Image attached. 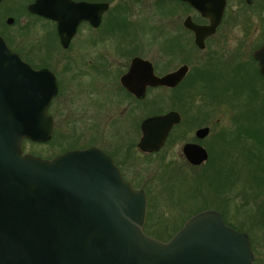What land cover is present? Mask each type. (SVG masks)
Returning a JSON list of instances; mask_svg holds the SVG:
<instances>
[{
  "label": "water",
  "instance_id": "1",
  "mask_svg": "<svg viewBox=\"0 0 264 264\" xmlns=\"http://www.w3.org/2000/svg\"><path fill=\"white\" fill-rule=\"evenodd\" d=\"M43 1L29 11L58 20L61 15L45 12ZM181 1L209 20L208 26L190 18L184 22L203 49L204 39L221 22L226 0ZM67 3L73 17L88 19L94 11L95 25L108 8ZM253 58L264 77V43ZM139 64L145 73L141 90L176 87L187 72L183 66L158 78L148 62ZM56 94L53 73L22 62L0 36V264H255L249 236L226 225L215 209L190 216L168 241L147 235L145 193L126 182L111 157L96 147L51 159L24 152V140L43 144L52 139L48 110ZM179 121L176 112L146 118L138 148L160 150ZM208 131L201 128L196 137L203 139ZM182 151L193 166L208 159L197 144H186Z\"/></svg>",
  "mask_w": 264,
  "mask_h": 264
},
{
  "label": "rangeland",
  "instance_id": "2",
  "mask_svg": "<svg viewBox=\"0 0 264 264\" xmlns=\"http://www.w3.org/2000/svg\"><path fill=\"white\" fill-rule=\"evenodd\" d=\"M9 1L16 4L19 2L23 4L24 2L23 0H8L7 2ZM118 2H122L124 9L135 14L139 24H141L142 57L161 63L162 54L157 49L159 48L158 44L166 40L169 35L174 34V27H178L179 33H182L179 28L189 11L180 5L177 0H140L139 2L116 0L114 5ZM10 16L16 17V14H10ZM247 25L256 26L257 28L264 25V0H257L250 6L246 5L243 0H227L223 22L219 30L220 35L209 41L203 52L195 48L190 38V41L185 44V51L179 52L178 59L174 64L177 66L180 61L189 63L191 70L188 79L191 84L190 95L184 99L182 98L179 103L175 101L173 109L181 108L185 112V127H188V129H193L198 124L210 127V135L203 141V145L208 147L207 150L210 149V152L208 150L209 162L211 159L214 160L217 152L227 151L229 146L221 145V142H223L222 136H225V140L228 137H233L230 133L236 130L239 123L243 126L246 125V115L248 120L251 121L259 119L261 126L264 128V114L260 116L261 108H264V82L255 77L253 73L254 62L249 60L255 41H252V39L245 41L243 39L246 34L245 29L253 30L252 28H246ZM261 29L263 28L261 27ZM153 40L156 43L150 44ZM185 54L187 55L186 58H184ZM213 58L216 59L214 60ZM231 59L236 61H231ZM221 60L224 62L222 63ZM212 61L214 64H212ZM244 69H246L247 73L244 72ZM78 72L73 70L68 74L75 75ZM204 74L207 75L206 78L203 77ZM74 75H63L60 78L63 80L64 87L70 92L71 97L63 99L67 92H62L52 101L49 107L48 113L54 120V135L52 139L43 144L24 140L22 144L24 152L43 159H51L69 150H80L91 145L103 148L105 144L117 142L114 138L110 141H105L103 133L107 132V128L103 126L102 128L94 129L96 131L91 135L88 134V129L85 127L80 128L73 123L75 120L73 119V108H80L78 102L81 98H84V94L87 95L89 83H91L87 80L81 81ZM82 77L87 78L85 76ZM195 80L198 83L194 84L193 81ZM201 82L209 87L205 95H203L205 90L197 91L196 89ZM92 86L99 92L102 84L95 80ZM187 87L185 86L186 89ZM80 89H84V91L81 92ZM214 94L227 95L231 99L230 101L227 99L226 101L220 100L214 106L211 96L209 97V95ZM177 95L179 94H176V100L180 99ZM251 96H256V98L249 102L248 100L250 99L248 98H251ZM167 105L169 106L170 104L167 103ZM64 108H67V110ZM94 108H97V106ZM61 110L64 112V116ZM151 110L152 108H143V115L149 114ZM241 114H245V117L242 118ZM259 120L252 121L251 125L259 124ZM123 123L124 125L122 126H112L111 132L116 136H124V133L130 132L129 124ZM176 132V130L172 132L169 143L161 154L162 157L161 155L140 156L136 150L130 149L128 145L125 149L121 146L126 155V165H129L130 172L138 176V180L135 181L145 184L148 189V211L153 216V218L150 217L152 224H156L160 217L165 220L163 223H177L188 216L189 213L194 215V213L200 212L201 210L199 209L204 205L207 206V209L218 210L232 225L241 222L243 218L235 214L239 199L230 195L233 194L234 190L222 191L219 195L217 186L219 185V176H222L220 173L226 171L233 172L236 180L238 181L239 179L241 181H238L239 187L249 184L248 168L242 169V161L238 165L235 162L229 165L224 159L222 164L220 163L218 167L209 172V176L198 180L197 183L192 182L191 178L204 173L209 166V162L199 171H184L183 175H180L175 168H169L167 164H165V169H163L162 164L178 158L181 144L176 141ZM94 135L96 137L93 138L92 136ZM126 136H128L127 133ZM115 138L118 139V137ZM68 146L74 147L67 149L69 148ZM231 150L237 157V148L235 147V149ZM236 162H239V160H236ZM162 172H164V175L161 176V180H163L158 186L157 180L160 181L158 175ZM226 181L227 183L230 182L231 178H226ZM228 200L230 201L229 206L224 205L223 207L222 202ZM245 227L244 231L249 236L250 242H252L251 237L254 239L255 251L252 249L254 258H258L264 264V242L262 241L261 232L249 224H245Z\"/></svg>",
  "mask_w": 264,
  "mask_h": 264
},
{
  "label": "flooded vegetation",
  "instance_id": "3",
  "mask_svg": "<svg viewBox=\"0 0 264 264\" xmlns=\"http://www.w3.org/2000/svg\"><path fill=\"white\" fill-rule=\"evenodd\" d=\"M7 1L1 0L0 2V36L5 45L10 51L17 54L22 62L33 69H45L53 73L57 82V94L54 99L65 91L67 94L63 99L71 97L70 92L64 87L63 80L60 78L63 75H74L68 74L73 70L79 71L74 77L79 78L81 81L87 80L91 82L89 83L87 95L84 94V98H81L78 102L80 108H73V119H75L73 123L80 128L85 127L88 129V134L91 135L96 131L94 129H99L103 126L107 128V132L103 133L105 141H110L113 138L117 140L116 143L113 141L114 144H105L103 148L93 145L90 147H96L110 156L122 178L134 189L142 190L145 193L147 198V214L148 189L145 184L135 181L138 180V176L130 172L129 165H126V155L121 146L125 149L128 145L130 149L136 150L140 156H160L166 149L172 132L176 130V141H178V144H181L178 158L162 164V168L165 169L164 166L167 164L169 168H175L180 175H183L184 171L194 170L196 172L207 164L208 159L200 165H191L186 160L182 151L186 144H197L207 151L209 158L208 150L203 145V141L210 135V127L198 124L193 129H188V127H185V112L181 108L177 110L173 109L175 101L179 103V101H182V98L184 99L190 95L191 84L188 79L191 70L190 65H188L189 63L180 61L179 65L176 66L174 64L178 59L179 52L185 51V44L190 41V38L195 48L203 52L208 42L220 35L219 30L223 22L227 0L221 22L214 33L204 39L203 49L197 47L194 33L185 27L184 22L187 18H190L191 22L195 25L208 26L209 20L203 18L189 4L177 0L189 13L184 17L182 25L179 28L182 33H179L178 27H174V34L169 35L166 40L158 44L159 48L157 49L162 54L161 63L142 57L143 40L141 37V24H139L135 14L123 8L122 2L114 5L116 0H69L74 3L107 4L108 8L102 12L98 25H95L96 17L94 11L88 15V19L73 17L68 12L67 0H45L42 2V8L45 12L61 15L58 20L31 13L28 7L37 0H23V4H20L21 2L16 4ZM132 1L139 2L140 0ZM243 2L250 6L257 2V0H254L252 4H248L246 0H243ZM10 14H16V17H12ZM247 27L253 30L245 29L246 34L243 36V39L245 41L248 39L255 41L249 60L254 62L261 81H263L264 77L259 73L258 64L253 58V53L264 43V25L261 26L263 28L261 30V27L257 28L251 25H247ZM226 32L228 31L226 30ZM154 41L150 44L156 43ZM186 56L185 54L184 58ZM213 59L215 60L216 58ZM142 61L150 64L153 75L158 78L173 73L183 66L187 67V72L176 87L146 85L145 89L141 90L145 74L143 66L139 64ZM221 61L222 63L224 62L223 60ZM231 61L236 60L231 59ZM212 64H214L213 61ZM82 76L87 78L85 79ZM95 80H98L102 84L99 92L92 86ZM193 82L194 84L198 83L197 80ZM185 86H188L187 89ZM206 87L207 85L201 82L196 89L197 91L205 90L203 92V95H205V92L209 89V87L207 89ZM80 91L82 92L84 89H80ZM176 94H179L177 97H180L181 100H176ZM167 103L170 105L168 106ZM95 106L97 108H94ZM143 108H152V110L144 116ZM64 109L67 110V108ZM170 112L178 113L180 121L172 126L163 147L154 152L141 151L138 148V144L143 136V121L146 118L161 116ZM62 115L64 116L63 111ZM123 122L129 124L130 132H126L128 136H126V133H124V136H116L111 132L112 126H122L124 125ZM201 128H208L209 131L203 139H198L196 132ZM115 137H118V139ZM163 175L164 172L158 175L160 179V181L157 180L158 186L163 180H161V176ZM147 214L145 224L148 222Z\"/></svg>",
  "mask_w": 264,
  "mask_h": 264
},
{
  "label": "trees",
  "instance_id": "4",
  "mask_svg": "<svg viewBox=\"0 0 264 264\" xmlns=\"http://www.w3.org/2000/svg\"><path fill=\"white\" fill-rule=\"evenodd\" d=\"M253 73L257 79L261 80V77L258 74L257 67L254 64L253 67ZM244 72H246V69H244ZM247 73V72H246ZM203 77H207V75H203ZM264 82V80H263ZM211 96V101L214 103L213 105L216 106L220 100L230 101V96L227 95H209ZM253 98H256V96H251V98H248L249 102L253 100ZM225 99V100H224ZM261 115L264 114V108H261ZM242 118L245 117V114H241ZM249 117V116H248ZM258 118V116H256ZM246 125H241L239 123L238 127L234 132H231L230 134L233 135V137H228L227 140H225V136L223 135V142H221V145H228L227 151L224 152L222 150L221 152L216 153V157L213 159H209L207 161V164L209 162V166L207 169L202 173L201 175L192 177L191 180L194 183H197L198 180L206 178L209 176V172L212 169H215L219 166V164L223 163V160H226V163L228 162L229 165L233 164L235 162L237 165L240 164V161L243 163V168H248L249 172V178L250 183L239 187L238 181L236 180L235 174L233 172H223L220 173L222 176H219V185L217 186L219 195L222 191H230L231 189L234 190L233 194H230L234 197H237L239 199L238 206L235 208V214L240 216L241 222H238L235 225H232L229 223V221L226 219V217L223 216V220L226 223V225L232 227L233 229L245 232L246 229L245 224H249L252 227L256 228L261 232L262 241L264 242V128L261 126V121L259 119H254L252 121L259 120V124L256 123V125H251L252 121L248 120L246 115ZM237 133H239L237 135ZM238 143V144H237ZM74 144V143H73ZM71 144V145H73ZM237 144V145H236ZM236 145V146H235ZM218 146V144H217ZM70 148H73L74 146H68ZM237 148L236 155L233 154V151L231 149ZM208 148V147H206ZM210 152V149H208ZM231 152V153H230ZM213 160V161H212ZM236 160H239V162H236ZM225 163V165H226ZM226 178L230 179L231 181L227 183ZM241 182V181H240ZM230 201H223V207L229 206ZM217 207L219 208V205L217 204ZM150 209V208H149ZM207 209V206H202L199 210H205ZM197 213V212H196ZM195 214V213H194ZM192 213H189L188 216L184 217L177 223H163V218H158L159 220L156 221V224H152V221H150L151 218H153L152 215H150V211H148L147 214V223L144 226V232L152 236L156 239H159L161 241H168L183 225V223L192 216ZM151 217V218H150ZM241 223V224H240ZM248 229H250L248 227ZM247 233L250 235L248 230H246ZM251 236V235H250ZM252 240V246L253 250L255 251V245H254V239L251 237ZM255 264H262L258 258H255L254 260Z\"/></svg>",
  "mask_w": 264,
  "mask_h": 264
}]
</instances>
